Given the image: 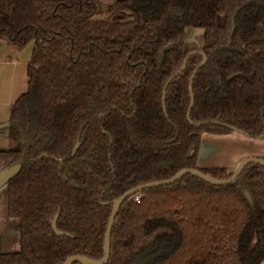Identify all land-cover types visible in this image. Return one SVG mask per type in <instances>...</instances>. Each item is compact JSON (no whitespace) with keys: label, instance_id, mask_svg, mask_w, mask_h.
<instances>
[{"label":"trees","instance_id":"obj_1","mask_svg":"<svg viewBox=\"0 0 264 264\" xmlns=\"http://www.w3.org/2000/svg\"><path fill=\"white\" fill-rule=\"evenodd\" d=\"M187 27L204 33L200 68ZM0 39L34 45L0 151V173L20 164L6 184L20 249L0 264L100 262L123 194L186 169L226 180L198 166L202 136H264V0H0ZM263 261L264 166L250 164L228 185L185 175L130 196L107 264Z\"/></svg>","mask_w":264,"mask_h":264},{"label":"crops","instance_id":"obj_2","mask_svg":"<svg viewBox=\"0 0 264 264\" xmlns=\"http://www.w3.org/2000/svg\"><path fill=\"white\" fill-rule=\"evenodd\" d=\"M185 42L187 45V39ZM187 48L189 52L200 51L203 49V44L198 48L188 46ZM32 50L33 48L26 46L20 51L9 42L0 39V151L8 148L10 107L27 92V67ZM251 158L264 159V136L253 139L238 132L204 134L201 139L197 164L201 168H224L232 173L239 163ZM1 189H6V186ZM8 219L14 225L17 233L18 221L9 217Z\"/></svg>","mask_w":264,"mask_h":264},{"label":"water","instance_id":"obj_3","mask_svg":"<svg viewBox=\"0 0 264 264\" xmlns=\"http://www.w3.org/2000/svg\"><path fill=\"white\" fill-rule=\"evenodd\" d=\"M171 46H168L162 53V55L166 52V50L170 49ZM192 53V52H191ZM196 53H198L199 55L202 56V62L199 65V68L205 64V56L203 54L202 51H196ZM189 55L186 56V59L182 65V67L168 80V82L166 83L165 87H164V91L166 92V88L167 85L169 84V82H171L172 80H174L175 77H177L184 69H185V63L187 61ZM197 67V69L194 71L193 76L196 74V72L199 69ZM191 85V83H190ZM192 106V105H191ZM233 132H235L234 129H231ZM78 147V144L75 145L74 149H73V153L76 151ZM250 164H255V165H259V166H264V159H257V158H251V159H245L243 160L241 163H239L238 167L234 170V172L232 173V175L226 179V180H217V179H213L210 178L209 176L201 173L198 170H192V169H186L183 170L181 172H179L177 175H175L174 177H172L171 179L165 180V181H159V182H152V183H148L145 185H141L135 188L130 189L129 191H127L125 194H123L119 199H117L116 201H114L113 203V208H112V212H111V216L106 228V232H105V236H104V257L100 262H92L91 260L85 258V257H81V256H74L69 258L65 264H73L75 262H78L80 264H107L108 260H109V251H110V237H111V232H112V228L113 225L115 223V217L118 213V210L120 208V206L122 205V203L128 199L130 196L136 194L139 191L142 190H147L150 188H156V187H161V186H166V185H170L175 183L176 181L180 180L182 177H184L185 175H192L195 177H199L200 179H203L205 181H207L208 183L215 185V186H224V185H228L230 183H233L238 176L240 175V173L242 172V170L250 165ZM20 168V164H15L5 170H3L0 173V189L4 186H6V184L8 183V181L16 175V173L18 172ZM53 227L55 229V222L53 223Z\"/></svg>","mask_w":264,"mask_h":264},{"label":"rangeland","instance_id":"obj_4","mask_svg":"<svg viewBox=\"0 0 264 264\" xmlns=\"http://www.w3.org/2000/svg\"><path fill=\"white\" fill-rule=\"evenodd\" d=\"M185 50L188 47L198 48L203 43V32L200 29L187 27L184 31ZM33 42L27 44V47L33 48ZM205 168V167H204ZM233 173V172H232ZM20 249L19 237L15 231L14 225L9 221L6 215V189L0 190V253L17 252Z\"/></svg>","mask_w":264,"mask_h":264}]
</instances>
